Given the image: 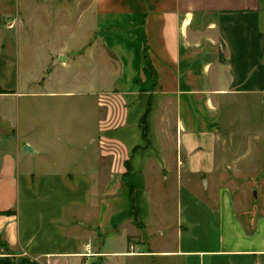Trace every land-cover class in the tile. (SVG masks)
<instances>
[{
  "label": "crops",
  "instance_id": "0c3cea01",
  "mask_svg": "<svg viewBox=\"0 0 264 264\" xmlns=\"http://www.w3.org/2000/svg\"><path fill=\"white\" fill-rule=\"evenodd\" d=\"M39 1L78 29L31 75L0 7V264H264V0Z\"/></svg>",
  "mask_w": 264,
  "mask_h": 264
},
{
  "label": "rangeland",
  "instance_id": "374dc122",
  "mask_svg": "<svg viewBox=\"0 0 264 264\" xmlns=\"http://www.w3.org/2000/svg\"><path fill=\"white\" fill-rule=\"evenodd\" d=\"M8 2L9 0H0V7L4 4L7 6ZM21 2L23 9L29 10L32 22L31 26L27 24V27L23 29L25 31L23 33V38L17 43L19 53L15 58V62L18 70L23 72L26 71V73L33 75L46 66V58L51 54V50L62 45L63 41L67 39L68 34L77 33L78 22L74 20L70 14L65 12V7L62 11L61 6H53L52 8H55L54 12L51 10L48 14L46 11H43V7L39 8V2H41L39 0H36V7L33 6V9L32 5H35L34 0H21ZM54 14L56 16H52ZM23 15L25 16V14H22V16ZM80 26V31L84 32L86 30L84 24H80ZM62 30L65 31L62 32ZM31 33H33L32 36H30ZM14 48L16 51V43L13 49ZM3 62L4 60L2 59L1 63ZM0 77L2 78V80H0V86L5 87L3 84H7L4 83L7 82V80L3 81V75H0ZM248 184L249 187L252 186L254 180L250 181ZM258 191L261 192L262 187L258 186ZM0 252L3 253L1 249Z\"/></svg>",
  "mask_w": 264,
  "mask_h": 264
},
{
  "label": "trees",
  "instance_id": "16d2710c",
  "mask_svg": "<svg viewBox=\"0 0 264 264\" xmlns=\"http://www.w3.org/2000/svg\"><path fill=\"white\" fill-rule=\"evenodd\" d=\"M143 63L145 66H147L148 68L151 69V64H150V62L148 60V56L145 52L143 53ZM8 93H11V92L4 91V90L0 89V94H8ZM142 124H144V123L142 122ZM12 213H13V211H3V212L0 211V215H10ZM0 249L3 251L4 254L10 253L8 244L5 241H3L1 238H0Z\"/></svg>",
  "mask_w": 264,
  "mask_h": 264
},
{
  "label": "water",
  "instance_id": "95a60500",
  "mask_svg": "<svg viewBox=\"0 0 264 264\" xmlns=\"http://www.w3.org/2000/svg\"><path fill=\"white\" fill-rule=\"evenodd\" d=\"M24 151H29V152H31V149L28 148V147H25V148H24Z\"/></svg>",
  "mask_w": 264,
  "mask_h": 264
}]
</instances>
